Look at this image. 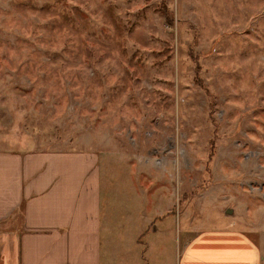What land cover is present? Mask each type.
<instances>
[{
    "label": "rangeland",
    "instance_id": "374dc122",
    "mask_svg": "<svg viewBox=\"0 0 264 264\" xmlns=\"http://www.w3.org/2000/svg\"><path fill=\"white\" fill-rule=\"evenodd\" d=\"M0 150L98 154L105 264H173L170 209L264 252V0H0Z\"/></svg>",
    "mask_w": 264,
    "mask_h": 264
},
{
    "label": "crops",
    "instance_id": "0c3cea01",
    "mask_svg": "<svg viewBox=\"0 0 264 264\" xmlns=\"http://www.w3.org/2000/svg\"><path fill=\"white\" fill-rule=\"evenodd\" d=\"M117 182L105 178L94 152L0 150V264H105L103 237L113 229L109 198L119 197ZM162 212L152 222L170 215L173 264H264L262 244L244 231L187 220L180 229L183 215ZM123 218L116 213V228L125 230Z\"/></svg>",
    "mask_w": 264,
    "mask_h": 264
},
{
    "label": "water",
    "instance_id": "95a60500",
    "mask_svg": "<svg viewBox=\"0 0 264 264\" xmlns=\"http://www.w3.org/2000/svg\"><path fill=\"white\" fill-rule=\"evenodd\" d=\"M227 213H229L230 212V209H227V211H226Z\"/></svg>",
    "mask_w": 264,
    "mask_h": 264
}]
</instances>
